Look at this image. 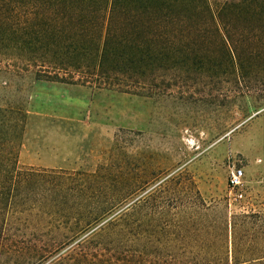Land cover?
<instances>
[{"label":"rangeland","instance_id":"374dc122","mask_svg":"<svg viewBox=\"0 0 264 264\" xmlns=\"http://www.w3.org/2000/svg\"><path fill=\"white\" fill-rule=\"evenodd\" d=\"M195 67L165 75L169 86L164 82L158 93L144 96L35 80L3 63L0 153L13 156L20 167L99 175L94 185L101 191L90 207H100L118 188L134 187L98 227L127 209L137 234L149 235L157 227L160 264H209L224 253L225 237L231 251L233 223L264 210V84H236L207 62ZM233 168L244 175L240 201L229 194ZM155 190L152 210L148 196ZM7 218L0 220L2 240L13 243L0 251V264H50L67 251L61 248L35 263L31 247L57 243L64 226L21 215ZM242 225L238 249L245 250L258 229ZM121 231L110 226L98 241L111 247L127 240V249L141 248L117 237Z\"/></svg>","mask_w":264,"mask_h":264},{"label":"trees","instance_id":"16d2710c","mask_svg":"<svg viewBox=\"0 0 264 264\" xmlns=\"http://www.w3.org/2000/svg\"><path fill=\"white\" fill-rule=\"evenodd\" d=\"M203 62L236 84H264V0H0V68L5 63L35 80L145 96L164 82L169 86L165 75ZM98 177L20 167L0 153V220L21 215L64 226L57 243L31 247L35 263L67 247L50 264H160L155 225L149 235L137 234L125 209L98 227L134 190L118 188L100 207H90L101 191ZM156 193L148 196L152 210ZM240 219L231 225V251L225 237L224 253L209 264H264V210ZM241 225L258 229L245 250L238 249ZM110 226L141 248L127 249V240L111 247L98 241ZM4 231L0 226V251L13 243L3 242Z\"/></svg>","mask_w":264,"mask_h":264},{"label":"built area","instance_id":"2783aa9c","mask_svg":"<svg viewBox=\"0 0 264 264\" xmlns=\"http://www.w3.org/2000/svg\"><path fill=\"white\" fill-rule=\"evenodd\" d=\"M227 184L229 194L232 195L235 200L240 201L243 199L244 175L241 168H233L230 171Z\"/></svg>","mask_w":264,"mask_h":264}]
</instances>
